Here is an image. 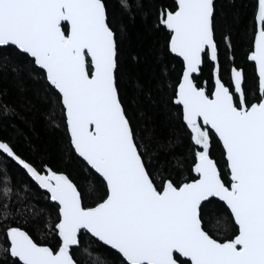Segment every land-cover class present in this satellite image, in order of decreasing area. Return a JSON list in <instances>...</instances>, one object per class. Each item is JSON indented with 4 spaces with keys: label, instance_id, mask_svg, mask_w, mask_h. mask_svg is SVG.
<instances>
[{
    "label": "snow or ice",
    "instance_id": "obj_1",
    "mask_svg": "<svg viewBox=\"0 0 264 264\" xmlns=\"http://www.w3.org/2000/svg\"><path fill=\"white\" fill-rule=\"evenodd\" d=\"M139 33L133 59L159 71L129 100ZM3 81L19 102L0 99V264H264V0H0ZM40 109L83 185L18 127L36 134Z\"/></svg>",
    "mask_w": 264,
    "mask_h": 264
},
{
    "label": "trees",
    "instance_id": "obj_2",
    "mask_svg": "<svg viewBox=\"0 0 264 264\" xmlns=\"http://www.w3.org/2000/svg\"><path fill=\"white\" fill-rule=\"evenodd\" d=\"M110 2L114 3L115 0H110ZM238 2H243L245 4L250 3L251 0H238ZM227 3V0H225ZM227 10V9H226ZM242 14L245 20L250 19V10L242 9ZM138 25L133 29V32L136 33L138 29ZM151 37H145L142 33H139V39L136 35H134L132 42L127 45L123 52V59L121 61V84H122V95L127 96L129 100L135 95L137 86L143 85L145 89L149 87L150 83V75L153 70L159 71V68L155 65L151 67H147L144 63L138 62L134 60L133 57L140 53L141 57L146 50L147 44L151 41ZM233 42L235 46V59L236 64L242 66L244 71L247 73L249 79L251 80L254 77L255 71L254 66L247 62L245 57L248 49V43L245 39H242L239 34L233 32ZM172 64H175L177 68H179V63L176 60H173L169 65L171 68ZM221 76L225 83L228 82L230 78V69L233 66L232 62L221 53ZM209 76V71L205 69L204 77L207 79ZM174 78V77H173ZM7 91L6 95L0 97L6 103H18L17 94L14 91L12 85L8 81L0 82V91ZM45 112L46 110L40 109L39 111H34L32 113H28L29 122L34 126L36 134H33L29 131L28 125L25 123H20L17 121L18 127H20L27 135L31 137V143L34 148L41 152H49L51 153V163L54 167L62 168L66 170L69 174L73 176L78 182L82 185L84 183V176L81 173L79 166L75 163L74 160H70L68 158L61 157L54 151L53 145L55 143L56 134L50 132L46 127L45 120ZM57 122L61 119L60 113H56ZM6 123V121H5ZM163 135H168L167 128L158 129ZM22 147L25 150H29L27 145H23ZM46 159L49 157H45ZM163 157H161L162 159ZM217 159H220L219 153L217 154ZM221 166L223 168V162H221ZM206 224L208 227V231L214 235L216 238H221L225 235L222 228H218L216 223V213L215 211H210L208 216L206 217ZM33 234L36 236L38 240L42 237L38 235L35 230Z\"/></svg>",
    "mask_w": 264,
    "mask_h": 264
}]
</instances>
